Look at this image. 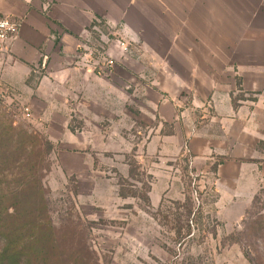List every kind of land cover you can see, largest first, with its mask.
<instances>
[{"label": "rangeland", "instance_id": "1", "mask_svg": "<svg viewBox=\"0 0 264 264\" xmlns=\"http://www.w3.org/2000/svg\"><path fill=\"white\" fill-rule=\"evenodd\" d=\"M1 5L0 188L32 171L47 263L264 264V0Z\"/></svg>", "mask_w": 264, "mask_h": 264}, {"label": "trees", "instance_id": "2", "mask_svg": "<svg viewBox=\"0 0 264 264\" xmlns=\"http://www.w3.org/2000/svg\"><path fill=\"white\" fill-rule=\"evenodd\" d=\"M0 156L4 158L2 153ZM31 173L19 191L0 188V264H21V254L25 264H49L45 259H48L50 249V228L47 220L40 216L45 210L44 200L30 185ZM10 201L13 203L12 213L7 211ZM30 215L38 217L29 218ZM22 219L23 225L20 224Z\"/></svg>", "mask_w": 264, "mask_h": 264}, {"label": "built area", "instance_id": "3", "mask_svg": "<svg viewBox=\"0 0 264 264\" xmlns=\"http://www.w3.org/2000/svg\"><path fill=\"white\" fill-rule=\"evenodd\" d=\"M17 30V22L0 13V56L15 36Z\"/></svg>", "mask_w": 264, "mask_h": 264}, {"label": "crops", "instance_id": "4", "mask_svg": "<svg viewBox=\"0 0 264 264\" xmlns=\"http://www.w3.org/2000/svg\"><path fill=\"white\" fill-rule=\"evenodd\" d=\"M12 11L11 10H5V8L1 5V0H0V13L2 14V15H4V16H6V15H8L9 13H11ZM225 111H226V113H228L227 114V116L228 117H230L228 120L229 121H232L233 119H232V117H236L237 116V113L236 112H233L232 111V109H231V106H230V104L227 106V108L225 109ZM244 127V126H243ZM243 127H241V130H240V133H239V135H245V133H247L246 132V130L247 129H244ZM233 157L234 158H248L249 156L247 155H244V153H241L240 155H237V154H233ZM246 168H247V165L245 166ZM239 169L237 170V175L233 178L232 177V180H233V182L234 183H238V181H239V179L242 177L243 178V176H246V174H248L247 173V170L248 171H250L251 172V174H250V176L252 175V176H254V175H256V177L258 178L259 176H260V174H259V172H255V174H252L253 172V170H249V169H244V167H242V166H239L238 167ZM248 176V175H247ZM249 177V176H248ZM262 181H263V179H262ZM250 186V185H249Z\"/></svg>", "mask_w": 264, "mask_h": 264}]
</instances>
